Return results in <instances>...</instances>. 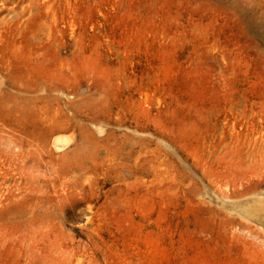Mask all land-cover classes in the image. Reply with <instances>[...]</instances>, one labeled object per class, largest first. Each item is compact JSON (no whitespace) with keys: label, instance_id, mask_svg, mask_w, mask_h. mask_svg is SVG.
<instances>
[{"label":"rangeland","instance_id":"rangeland-1","mask_svg":"<svg viewBox=\"0 0 264 264\" xmlns=\"http://www.w3.org/2000/svg\"><path fill=\"white\" fill-rule=\"evenodd\" d=\"M0 264H264V0H0Z\"/></svg>","mask_w":264,"mask_h":264}]
</instances>
